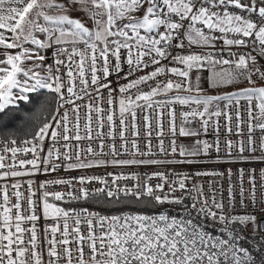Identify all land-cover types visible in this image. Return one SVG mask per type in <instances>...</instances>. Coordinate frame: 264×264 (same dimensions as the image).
Masks as SVG:
<instances>
[{"label":"snow or ice","instance_id":"6c2138e0","mask_svg":"<svg viewBox=\"0 0 264 264\" xmlns=\"http://www.w3.org/2000/svg\"><path fill=\"white\" fill-rule=\"evenodd\" d=\"M212 158L264 163V0H0V264H264V168Z\"/></svg>","mask_w":264,"mask_h":264},{"label":"built area","instance_id":"2783aa9c","mask_svg":"<svg viewBox=\"0 0 264 264\" xmlns=\"http://www.w3.org/2000/svg\"><path fill=\"white\" fill-rule=\"evenodd\" d=\"M243 103V101H242ZM178 110H180V106H177ZM184 108L186 109L187 106H184ZM241 116H242V119H247V115L246 113L243 111V109H241ZM242 128L243 130L246 132L247 131V128L246 126L242 125ZM256 135L259 136L261 135L259 129L256 130ZM220 136H221V141H223L224 139V136H225V133L224 132H221L220 133ZM201 138H204V139H208L209 141H212L214 139L213 136L211 135H208V136H202ZM229 139H232V140H239V139H246V137H241V136H237V135H230L228 136ZM181 143H184L185 144V139L181 140ZM221 148L223 150L224 146H223V143H221ZM223 154V153H222ZM216 153H212V156L215 157ZM235 155V154H234ZM244 155H248V153L246 152ZM257 156L260 155L259 152H257L256 154ZM160 158H163V157H160ZM177 167V170L178 171H185V172H189V171H192L193 169L192 168H189V166L187 165H178L176 166ZM196 169L200 170V171H226L227 169H231L233 173H236L238 169H244V172H245V175H244V181H245V186L247 187L248 184H247V180H248V170L249 169H255V170H259L261 168H264V163H261L260 161H251V162H241V161H236V162H228L227 159L225 158L224 160H221V161H217L216 159L212 158V159H207V160H202L200 161L196 166H195ZM128 169H121V168H117V169H113L111 167L107 168V169H103V168H98V169H93V170H89L86 174L88 175H93V174H96V175H100V174H103L104 172L108 171V172H111V171H127ZM133 170H136L135 168H133ZM145 169H140V171H144ZM81 174H84L83 173V170H75V171H71V172H68V173H64L63 171H61L60 173H58V175H66V176H79ZM55 175H52V176H45L43 174H40V175H37L35 177H32V179L36 180L37 182L39 181H42L46 178H55ZM24 179H27L24 178ZM210 179H215L217 181V183H223V187L225 189L224 191V196H227V188H228V181L227 179L225 178L224 180H220L219 177H205V178H202L201 182H204V183H207L208 180ZM239 180V177L236 176L234 177V180H233V183H236L237 181ZM50 190H61L63 191V187L60 186V187H57L55 189H50ZM74 203H78V202H73L72 204ZM79 207V206H77ZM90 210H96V211H101V210H98V209H95V208H90ZM251 210V209H249ZM102 214H108V213H105L103 211H101Z\"/></svg>","mask_w":264,"mask_h":264},{"label":"trees","instance_id":"16d2710c","mask_svg":"<svg viewBox=\"0 0 264 264\" xmlns=\"http://www.w3.org/2000/svg\"><path fill=\"white\" fill-rule=\"evenodd\" d=\"M48 97L47 91H42L37 100L31 104L20 103L19 111L15 113V119L10 121L8 128L12 131L24 130L26 126L34 120H42L47 116V112L42 109L45 99ZM24 107V109H22ZM30 118H32L30 120ZM50 118V117H49ZM22 134V131H21ZM71 206H86L85 202L81 201L74 203ZM92 208L101 210L105 213H109L112 210V206L109 205H93Z\"/></svg>","mask_w":264,"mask_h":264},{"label":"rangeland","instance_id":"374dc122","mask_svg":"<svg viewBox=\"0 0 264 264\" xmlns=\"http://www.w3.org/2000/svg\"><path fill=\"white\" fill-rule=\"evenodd\" d=\"M74 15H75V13H74ZM253 79H255V77H253ZM243 86H245L244 84H239V85H237V87H243ZM205 87H207V85H205ZM224 91H231V90H233L232 89V87H227V88H225V89H223ZM42 91H47V90H41V92ZM33 95V102L35 101V100H37L38 99V97L40 96V94L37 96L36 94H32ZM22 109H24V107L22 108ZM190 143H192V141L190 140V139H185V144H190Z\"/></svg>","mask_w":264,"mask_h":264}]
</instances>
